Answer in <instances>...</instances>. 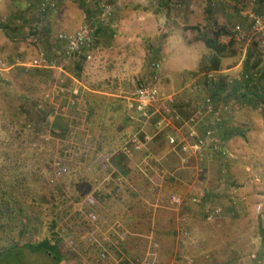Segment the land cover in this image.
I'll return each mask as SVG.
<instances>
[{
  "label": "rangeland",
  "instance_id": "374dc122",
  "mask_svg": "<svg viewBox=\"0 0 264 264\" xmlns=\"http://www.w3.org/2000/svg\"><path fill=\"white\" fill-rule=\"evenodd\" d=\"M44 1L0 0V182L4 183L2 193L21 197L19 219H28L31 229L20 242L37 243L44 238L56 241L62 255L59 264H139L149 250L158 252L154 264H264V100L247 102L242 95L231 93L233 85L243 81L248 72L264 87V45L253 49L247 64L255 36L247 41L234 40L236 53L224 58L223 66L240 67L230 75L201 74L205 79L202 90L196 89L197 99L204 100L214 92L206 83L212 77L219 79L222 96H226L217 103L221 124H212L213 119L207 116L221 143L208 145L203 160L193 158L195 161L187 164L181 159L178 162V155L168 156L169 151L160 159L152 155L153 167L164 171L154 169L149 177L137 169L142 161L135 167L125 164L120 146L106 158L99 154L97 141L115 130L100 118L108 100L101 94L89 96L83 90L85 69L75 74L69 70L74 68L76 56L66 63L57 60L61 48L58 35L75 33L85 23L97 27L89 46L94 56L98 31L111 22L112 15L104 16L106 4L112 6L113 14L120 0H49L54 5L45 9ZM122 1L149 10L159 4L165 17V23L158 27V22L149 24L144 33L147 39L138 41L140 48L133 50V55L147 61L152 70L140 75L139 63L135 64L134 78L126 76L130 80L122 82L124 97L119 98L123 103L141 80L156 73L154 61L161 62L159 73L164 62L166 69L177 75H181V67H195L197 59L208 51L198 40L199 33L213 28L214 20L231 32L222 37L224 41L231 40L238 23L246 31L250 29L249 21L239 11L249 0ZM263 2H257L260 12ZM155 32L158 36L153 39ZM31 37L37 40H29ZM42 56L56 64L38 66L34 60ZM83 56L85 64L92 61L87 63L90 71H103L93 57ZM103 57L107 58L104 64L116 61L112 53ZM259 58L262 62L255 68L253 64ZM109 67L105 66L104 74ZM158 83L160 89L162 80ZM74 88L78 89L76 97ZM232 109L235 114L226 122L225 115ZM135 119L131 134L139 132L143 139L146 134L140 130L142 122ZM227 134L230 138L224 140ZM116 159L126 172L116 171ZM184 167L186 172H181ZM116 174L131 185L122 199L111 189ZM108 180L109 190L102 195ZM89 195L93 202H88ZM173 195L180 197L179 203L169 202ZM213 207H220V214L208 219V210ZM92 212L97 215L96 224L99 221L103 228L119 219L126 229L130 228L133 234L125 238L127 249L120 247L119 251L112 244L107 258H101L102 247L86 236L90 224L92 228L97 226L90 219ZM1 240L0 235V246ZM20 255V264L56 262L54 254L29 248ZM7 263L15 264H3Z\"/></svg>",
  "mask_w": 264,
  "mask_h": 264
},
{
  "label": "crops",
  "instance_id": "0c3cea01",
  "mask_svg": "<svg viewBox=\"0 0 264 264\" xmlns=\"http://www.w3.org/2000/svg\"><path fill=\"white\" fill-rule=\"evenodd\" d=\"M133 1L134 0H130L129 2L131 3ZM118 4L119 5L117 6L115 5V10L112 14L111 22L107 26L100 28L98 31L96 40L97 51L93 56V60L95 59V61H97L98 63V68L99 66H101L100 68L104 67L105 69V66H110L109 68H107V73H103L104 69L103 71L102 69H97L96 72L90 71L87 63L92 61H89L86 64L84 63L83 68L85 69V71L84 69L82 70L84 71V80L81 83V86L84 87L83 90L88 91L87 94H90L89 96L92 95L97 97L101 94L103 95V99L108 100V104L103 107L102 115L100 118H102L105 126H113L115 130L103 134V136L100 137L97 141L98 152L104 158H106L108 154H111L110 150L112 151L115 146L120 144L119 146L121 147L132 137L130 133L131 136L129 137V139L122 142L121 144V141L118 140L117 137H115L119 134V130L124 128L125 132H130L133 129V124L136 123L134 114H131V112L127 109L128 97L126 98L127 100L124 101L125 103H123L121 98H119L123 96L122 93L124 92L122 82L127 79L126 76L133 77V75L131 74L135 72L134 66L135 64H137V62L139 64H137L136 66H140V75L144 76V74H146V71L148 73L149 70H152V68L148 66L149 63H146L147 61H140L136 58L135 55H133V50L135 51L140 48L138 41H141L144 38L147 39L148 36L144 35V33L149 27V24L153 22L154 25L158 22L156 26L158 27L161 25V23H165V17L161 12L160 14H157L154 12V10L138 7L137 4L130 6L127 2H123L122 0H120ZM157 33L158 32H155L153 34V37L155 36L153 39L157 38ZM113 52H115L117 56ZM111 53L113 54V59H115L116 61H109L111 62V64H104V62L107 61V58L103 57V55H108L110 57ZM193 60H196V58H194ZM199 61L200 57L197 59L196 66L193 68L181 67V69L179 70L181 75L170 72L168 69H166L165 62H162L163 65L160 72V80H162V83L160 89L161 91L162 89H164L165 92H162L163 95H174L175 101L173 104V108L179 113L181 119H187L193 116L196 108L199 107L200 102L203 100V98L197 99L198 92L196 89L199 87V89L202 90L201 87H203V85L201 82L202 79H205V76L202 77V75H199V77L197 76L198 80H196V78H192L193 76L190 75V71H194L198 68ZM239 67V65L234 67L223 66V68L218 71L217 74L219 75L221 73H226V75H230L228 73H233V71L235 69H238ZM103 80V83L99 82ZM127 80L130 79L128 78ZM212 88L216 92V88H218V86H213ZM223 97L226 96H222V98ZM194 98L196 99V102ZM229 113H231V115H228ZM234 114V109L229 110V112H227V115H225V119H227L226 122H229L228 116L230 118ZM208 117L210 116L208 115ZM100 118L99 120L102 122ZM209 120L210 118L207 119L206 117L205 120H202L199 123L198 129L200 130V132L204 130L203 128L209 126V124L211 123ZM156 123L157 120L153 119L142 123L140 130H143L149 137L146 148L135 151L132 156H120L121 158H124L126 165L135 167L137 162H143L144 158L148 155H153L154 157H156V159H160L165 154L168 155L166 151H169V153L171 154L168 156H176V154L173 153L174 151L169 150L170 146H168L169 144L164 137V130H160L158 127H156ZM224 126H227V123H225ZM165 131H172L176 133L179 132L177 130L176 124L175 127L172 125L166 127ZM162 151L163 153H161ZM192 161L194 162L195 160H193L192 158ZM120 163V160H118V163H115L114 167L116 168V171L126 172V169L124 168V166L122 167ZM181 172H186L185 167L181 169Z\"/></svg>",
  "mask_w": 264,
  "mask_h": 264
},
{
  "label": "built area",
  "instance_id": "2783aa9c",
  "mask_svg": "<svg viewBox=\"0 0 264 264\" xmlns=\"http://www.w3.org/2000/svg\"><path fill=\"white\" fill-rule=\"evenodd\" d=\"M54 5L51 1L47 0L43 2L44 9L46 7H51ZM256 0H249L245 4L240 6V14L243 18H247L250 24V31H246L244 26L241 23H238L234 26L232 30V36L238 41H247L252 38V35L259 39L260 45H264V12H258ZM112 6L106 4V9L104 16L112 15ZM97 27L85 23L81 28L72 34L60 33L58 39L61 43L59 51V61L62 63L68 62L69 59L75 57L76 55H85L87 59L93 57L92 52L89 50V46L93 43L94 35L96 34ZM251 32V33H250ZM37 40L35 38H29V40ZM35 63H38V66L41 65H55L56 62L47 61L43 56L34 60ZM156 73L152 75L148 80H141L136 89L128 98L127 109L134 114V117H137L142 123H145L148 120L156 118L157 123L156 127L160 130H165L168 126H177L179 132H170L167 131L165 134L166 140L172 150L180 148L182 153V162L187 164L192 158L197 160L204 159V149L210 144L218 145L221 143L222 139L217 135L215 127L207 126L203 131L200 132L198 125L202 120L209 115L213 121L212 124H220V108L215 105L212 98L207 96L199 104V107L196 108L194 115L190 118L184 119L180 118V115L172 107L174 104V95L167 96L163 95L158 87V82L160 81V73L158 70L161 68L160 60H156L152 63ZM74 97L78 94V89L74 88L72 91ZM73 102L75 99L72 100ZM170 107V109H169ZM179 123H178V122ZM149 137L147 134L142 139L138 133L132 135L127 143H124L120 148L119 152L127 156H132L135 151L146 148L147 141ZM155 160V159H154ZM155 169V172L160 170ZM160 171H164L161 169ZM199 171L201 169L199 168ZM94 199L91 195L88 197V202H93ZM180 197L173 195L170 199V203H179ZM193 201H198L197 198H193ZM220 207H213L208 210V219H214L220 214ZM90 219L92 223L97 222V215L95 213H90ZM97 225V224H96ZM119 225L118 222L114 226ZM100 233V237L96 234ZM89 242L96 243L102 247L103 251L101 252V258H107L109 254V246L114 244L112 236L107 232H103L101 228L97 225L92 231L86 234ZM122 235V237H124ZM71 242L73 238L71 237ZM158 252L156 250H149L146 257L139 264H154L156 261Z\"/></svg>",
  "mask_w": 264,
  "mask_h": 264
},
{
  "label": "trees",
  "instance_id": "16d2710c",
  "mask_svg": "<svg viewBox=\"0 0 264 264\" xmlns=\"http://www.w3.org/2000/svg\"><path fill=\"white\" fill-rule=\"evenodd\" d=\"M256 1L258 2V0ZM259 1L262 2L263 0H259ZM156 7L157 8L154 9V12L158 14L160 13L159 4ZM230 33L231 32L229 28L222 26V25H218L216 20H214L213 28L211 27L210 30L201 31L199 33L198 40L204 42V44L208 48V51L205 52L201 56L199 64H198V68L194 71H190V75L193 76V78H196L197 76L201 74L207 75L211 72L220 71L223 68V59L229 56L235 55L236 50L233 46V43H234V40L236 39L232 35L230 38L231 40L229 41H224L222 39L223 36H228ZM69 34H72V33H69ZM252 44L254 47L251 48V50L249 51V56L247 57V60H246L247 64H249L250 57H252V54L254 53L253 49H256L257 47H261L259 39L257 37H255V40H253ZM75 58L76 60H75L74 68L73 67L69 68L70 72L74 74L76 73V70L79 71L83 69L85 57L83 55H76ZM261 62H262L261 58H259L257 61H255L253 66L256 68L257 66L260 65ZM247 64H246V69L248 68ZM209 80L210 82H206L209 85V87L210 85H212V87L218 86V88H216V92L215 91L211 92L209 96L212 98L215 105L219 107L217 102L218 100L222 98V92H223V89H221L220 87L221 83H219L220 82L219 79L215 77L214 78L212 77V79H209ZM231 93H234V94L237 93L238 95L239 94L242 95V99L246 101L247 100L250 101V99H253V101L258 100V99L264 100V87L258 84L257 79H255V76L251 74V72H248L246 74V77L243 78V81H238L236 82L235 85H233V90L231 91ZM228 95L231 97V94H228ZM130 133L131 131L125 132L124 128H122L119 130V134L116 135L115 137H117V139L120 140L122 144V142L128 140L129 137L132 135V134L130 135ZM222 138L226 140L230 138V135L227 134L223 136ZM119 145L120 144H118L114 148H117ZM174 151H175L174 154L178 155L179 156L178 160H180L182 157L180 148H176V150ZM111 152L112 151L110 150V153ZM152 159H153L152 156L150 155L146 156L143 162H141L140 165L137 167L139 172H143L144 176L151 177L150 176L151 172L154 171L153 169L154 164L152 163V161H150ZM141 164L145 166L147 165L146 167L148 168L143 167ZM0 172H2V170H0ZM112 182L115 183V186L112 187L111 189L114 195L118 196V198L120 199H122L121 198L122 194L129 192V190L131 189V185L128 184L127 181L118 174L112 177ZM108 184H109V180L107 184L103 186L102 195L106 193L105 189L109 190V188L107 189ZM3 187H4V183L1 180L0 182V193H1L0 194V235L2 236L1 241H3V244L0 246V264H3L6 261L8 262L13 261L15 262V264H20L22 261V257L20 254L22 253V250L24 248H29V249H32L33 251H40L43 253L54 254V257L56 258V262L53 264H59L62 260V255L59 254L58 243L56 241L52 242L49 238H44L43 240L37 243H33V242L21 243L20 242L21 237L24 236L25 232L31 228L29 227L28 219H24L23 217H21V221L19 219L20 212L22 213L23 211L21 207H19L20 204L18 202V200L21 202V200L19 199L21 197L19 195L17 197V194L8 195L6 192L2 193L4 192ZM2 195H4L5 197H2ZM116 222H118L119 225L114 226ZM98 223L97 225L101 228V230L107 231L114 239L115 242L112 245L114 249L116 250L118 249L119 251H120V247L127 249L125 245L126 244L125 238L129 234H133V233L131 232L130 228L126 229V227L123 225V222L120 219L112 221L111 225L108 228H103ZM94 228L95 227L93 226L92 228V225L90 224V228L87 233L92 231ZM124 228L126 229L125 232H124ZM121 233H123V235L125 234V236L122 237ZM96 235L100 237V233H97ZM93 244H96V243H93Z\"/></svg>",
  "mask_w": 264,
  "mask_h": 264
}]
</instances>
